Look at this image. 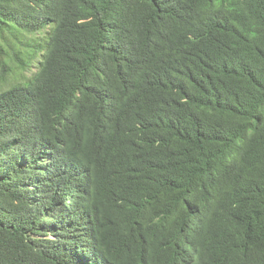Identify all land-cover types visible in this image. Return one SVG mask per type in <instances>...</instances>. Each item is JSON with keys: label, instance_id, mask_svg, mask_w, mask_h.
I'll return each mask as SVG.
<instances>
[{"label": "trees", "instance_id": "obj_1", "mask_svg": "<svg viewBox=\"0 0 264 264\" xmlns=\"http://www.w3.org/2000/svg\"><path fill=\"white\" fill-rule=\"evenodd\" d=\"M0 264H264V0H0Z\"/></svg>", "mask_w": 264, "mask_h": 264}]
</instances>
